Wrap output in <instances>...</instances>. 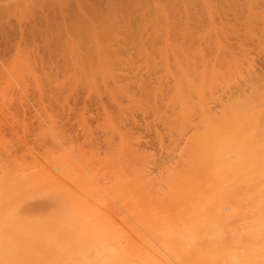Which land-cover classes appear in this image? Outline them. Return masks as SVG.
<instances>
[{
  "label": "bare ground",
  "instance_id": "obj_1",
  "mask_svg": "<svg viewBox=\"0 0 264 264\" xmlns=\"http://www.w3.org/2000/svg\"><path fill=\"white\" fill-rule=\"evenodd\" d=\"M217 1L76 2L69 17L91 18L83 23L88 43L74 51L67 42L62 60L78 65L86 96H100V105L107 96L103 143L88 133V113L79 120L87 145L46 111L36 130L16 112L3 113L11 120L0 114V264H264V74L255 59L264 58V6L239 0L250 16L237 30ZM118 10L140 24L135 57L106 24ZM20 65L27 71L12 78L32 77ZM137 118L150 124L139 128ZM144 130L154 133L160 158L140 147Z\"/></svg>",
  "mask_w": 264,
  "mask_h": 264
},
{
  "label": "rangeland",
  "instance_id": "obj_2",
  "mask_svg": "<svg viewBox=\"0 0 264 264\" xmlns=\"http://www.w3.org/2000/svg\"><path fill=\"white\" fill-rule=\"evenodd\" d=\"M70 1V2H69ZM78 0H24V4L22 3V1L21 0H6V1H0V111L2 112H0V114H2L3 115V113H5V111H6V113H7V111H8V113L6 114V115H9V112L11 113V114H14L15 112H16V116H18V114L21 116H24V117H22V121L24 120V121H27L26 123H27V125H29L30 126V128L32 129V130H36V128H37V126L39 127L40 125H42V124H44V119L42 120V121H40L41 122V124L39 123L38 124V121L40 120V118L42 119V117L44 116L43 114L45 113V111L47 112V113H45V114H51V116H49V117H52L53 118V116L52 115H57L54 119H56V118H58L59 117V119H61L62 121H63V123H61L62 125H64L63 127L66 129V131L67 130H69V131H67V132H69L68 134H70L71 133V137H73L74 139H76V141L78 140V142H79V144H81V145H87L86 143H88V142H86V140H89L88 139V137H87V139H86V137H84V136H86L85 135V133H86V131H83V130H85V129H82L83 127L82 126H79V125H81L82 123L81 122H79V120H81V119H83V120H85V118H86V120H88V122H85V124H87V126H89L88 127V133H89V131L90 132H92L93 134H96L95 136L97 137V138H99V135H100V139H98V141L100 140V142H102L103 141V138L101 139V134H100V130H102L101 128V126L103 125V121H104V117H103V114H102V110H101V107L102 106H104L105 108H109V103H108V100H107V96L105 95V94H103V96L106 98V102H104V99L105 98H103V96H102V98H103V101H102V103L103 104H101L100 105V103L101 102H99V104H98V101L99 100H97V102H96V100H94L93 98H96L94 95L95 94H92L91 95V97L89 96V93H90V91H89V93H88V97L86 96V94H87V92H86V90H87V88L89 87H86V85L88 84L89 85V83H86V85H85V83H84V85L85 86H83V84H82V81H85V77H83L84 79H82V81L81 82H78L79 80H78V73L79 72H74V69L75 70H77V71H80V70H78V65L77 64H73V63H69V62H67V61H65L66 62V64L68 63V64H70L69 65V67H68V64L67 65H65V63H64V61L63 60H65V56H64V49H65V46H66V43L67 42H69V41H71L72 43V46H71V48H73L74 47V51H78V50H83L84 49V47L86 46V43H88L87 41V35H85V33H83V32H85L86 30H88V29H86V27L85 26H83L84 24H88V23H91V18L90 19H86V21L88 22V20H89V22L88 23H86V22H84V20H80V21H76V20H74L72 17H69L70 15L69 14H72V13H74L77 9V6L79 5L78 3L80 2V0H79V2L78 3H76ZM81 1H84V0H81ZM89 1V0H88ZM105 1H107V0H105ZM115 2H117L118 3V1L119 0H114ZM261 0H259V2H258V0H256L255 2H254V4L255 5H260V7H262V6H264V1H261ZM87 2V1H86ZM220 2H221V4H220ZM231 3V5H228V4H224V3H222V1L220 0H218L217 1V6H218V9L221 11V13L223 12V10H224V12L221 14L222 15V18L224 19V21H225V19L228 21V22H226V23H228V24H230V25H232V26H235V27H237L236 29L237 30H239V28H240V21L242 20V19H246L247 17H249L250 16V12L248 11V9L245 7V5L244 6H242L243 4V1H235V2H232V1H230ZM238 2H240V4H234V3H238ZM258 2V3H257ZM15 3H17V4H15ZM26 3V4H25ZM30 3V4H29ZM55 3V4H54ZM72 3V4H71ZM76 3V4H75ZM83 4H84V2H82ZM63 4V5H62ZM224 4V5H223ZM59 5V6H58ZM240 5V6H239ZM62 6V7H61ZM66 8H65V7ZM74 6V7H73ZM222 6V7H221ZM61 7V8H60ZM130 7V6H129ZM243 7V8H242ZM245 7V8H244ZM126 9V7H123V9ZM43 9V10H42ZM59 9H61V10H59ZM64 9V10H63ZM75 9V10H74ZM242 9L244 10H246V11H242ZM127 10V9H126ZM259 10H262V11H259ZM258 11L259 12H263L264 11V8L263 9H259ZM5 11H8V12H5ZM13 11V12H12ZM28 11V12H27ZM31 11V12H30ZM48 11V12H47ZM63 11V12H62ZM82 11V10H81ZM228 11V12H227ZM257 11V12H258ZM60 14H59V13ZM71 12V13H70ZM105 12V11H104ZM118 12H119V10H118ZM117 12V13H118ZM243 12H245V14L243 13ZM25 13H27V14H25ZM88 13V12H87ZM97 12H95V14H96ZM122 13V15L123 16H121V14H120V12L118 13L119 15H120V17H118L119 19H120V22H118L119 21V19L117 18V15H116V19L114 18V17H112V19L114 20V21H112V19L111 20H109L108 19V21H110V22H105L107 25H111L110 26V29H113V31L112 30H110L111 31V33H113L114 35L115 34H117V38H119V40H120V46H122V48H125V50H126V47H127V49L128 50H131L132 51V53H131V55L132 56H134L135 57V54L137 53V50H136V43H135V41H136V39L134 38L135 37V35H136V30H135V28L137 29V31L139 30V28H137V26L138 25H140L139 23H137L136 21H135V18H133L132 16H130L129 14H127L128 16H127V18H126V15H124L123 14V12H121ZM264 13V12H263ZM12 14V15H11ZM21 14V15H20ZM25 14V15H24ZM67 14V15H66ZM98 14H99V12H98ZM101 14V13H100ZM224 14V15H223ZM228 14V15H227ZM232 16V18H231V16ZM11 15V16H10ZM16 15V16H15ZM64 15V16H63ZM102 15V14H101ZM118 15V16H119ZM225 15H226V17H225ZM10 16V17H9ZM18 16V17H17ZM20 16V17H19ZM24 16V17H23ZM125 16V17H124ZM26 17V18H25ZM28 17V18H27ZM63 17V18H62ZM102 17H104V15H102L101 17L99 16V19H98V17H97V20H102ZM124 18V19H123ZM126 18V19H125ZM130 19V21H129V19ZM133 18V19H132ZM3 19V20H2ZM22 19V20H21ZM25 19V20H24ZM65 19V20H64ZM118 19V20H117ZM237 19V20H236ZM93 20H94V22H95V20H96V17H94L93 18ZM96 20V21H97ZM116 20H117V22L118 23H116V25H114V26H112L113 24H115L114 22H116ZM123 20H125V21H123ZM231 20H232V22H231ZM27 21V22H26ZM68 21V22H67ZM113 23H112V22ZM128 21H129V25L127 24L128 23ZM21 22V23H20ZM65 22V23H64ZM71 22L73 23V24H71ZM76 22V24H74ZM31 23V24H30ZM59 23V24H58ZM61 23H62V25H61ZM67 23V24H66ZM69 23V24H68ZM84 23V24H83ZM93 23V22H92ZM111 23V24H110ZM134 23V24H133ZM239 23V24H238ZM81 24L82 26H79V25ZM125 24V25H124ZM133 24V25H132ZM228 24H226V26H228ZM24 25V26H23ZM56 25V26H55ZM69 25H71V26H69ZM74 25V26H73ZM238 25H239V27H238ZM59 26V27H58ZM67 26V27H66ZM76 26V27H75ZM79 26V27H78ZM117 26V27H116ZM231 26V27H232ZM61 27V28H60ZM84 27V29L82 30V28ZM115 27H116V29H115ZM122 27V28H121ZM123 27H124V29H123ZM125 27H126V29H125ZM129 27H130V30H127V28L129 29ZM23 28V29H22ZM57 28V29H56ZM60 28V29H59ZM64 28V29H63ZM71 28V32H69V30H67V29H70ZM80 28V29H79ZM131 28H133V29H131ZM66 29V30H65ZM73 29H75V30H77V29H79V31L77 30V33H74V32H76L75 30H73ZM38 30V31H37ZM60 30V31H59ZM65 30V31H64ZM80 30H82V31H80ZM116 30V31H115ZM135 30V31H134ZM52 31V32H51ZM69 32V33H67V32ZM128 33V34H126V32ZM134 31V32H133ZM56 32V33H55ZM64 32V33H63ZM79 32L82 34H80L79 36H77L78 34H79ZM125 32V33H124ZM130 32H132V34H134V35H132ZM73 33V34H72ZM124 33V34H123ZM239 33H241V30H240V32ZM65 34H69V36L68 35H65ZM86 36H84V35ZM138 34V33H137ZM100 35V34H99ZM242 35V34H241ZM240 34H239V36H241ZM101 37V39H102V35H100ZM127 36V37H126ZM131 36V37H130ZM134 36V37H133ZM65 37V38H64ZM67 37V38H66ZM80 37H81V39H80ZM83 37V38H82ZM128 37H129V41H130V39L132 40L133 38H134V44H133V40L130 42V44H127V42H128ZM62 40H60V39ZM70 38H72L71 40H69ZM104 38V37H103ZM124 38V39H123ZM126 38V39H125ZM31 39V40H30ZM56 39V40H55ZM73 39H75V40H73ZM64 40H66L65 42H63ZM81 41V42H79V41ZM87 40V41H86ZM124 40L126 41L125 43H126V45H125V43H124ZM14 42V43H13ZM62 44H61V43ZM79 42V43H78ZM84 42V43H83ZM78 43V44H77ZM82 43V44H81ZM129 43V42H128ZM68 44H70V43H68ZM67 44V45H68ZM83 44H85L84 45V47L82 46ZM28 45V46H27ZM130 46V47H129ZM132 46H133V48H135V50L132 48ZM80 47V48H79ZM61 48V49H60ZM77 48V49H76ZM82 48V49H81ZM131 48V49H130ZM21 49V50H20ZM120 51L121 52V54H120V52H119V55H121L119 58H120V61H125L126 60V58L128 57L127 55H126V51ZM127 50V51H128ZM131 51H129V52H131ZM136 52V53H135ZM76 53V52H75ZM75 54H73V56H74ZM257 55V54H256ZM72 56V57H73ZM125 57V58H124ZM256 58V65H257V70L260 72V73H262V75L264 74L263 72H264V58H262L263 57V55L261 56H255ZM20 58V59H19ZM64 58V59H63ZM63 59V60H62ZM76 59V56L74 57V58H72V60L71 61H73V60H75ZM128 59V58H127ZM42 60H43V62H42ZM261 60V61H260ZM13 61V62H12ZM24 61V62H23ZM26 61H27V63H26ZM36 62V65H35V62ZM55 61V62H54ZM11 62H12V64H11ZM17 62V63H16ZM21 62V63H20ZM259 62V63H258ZM24 64L25 63V66H26V64H27V66L26 67H29L28 68V71L30 70V71H32V73L35 75V76H33V74L32 73H30V74H32V75H30V76H32L33 78L34 77H37V79H38V81L34 78V80H33V78L32 77H30L29 78V76H27L28 74H26V73H23V74H21L22 72H26L27 70H24V69H22V71H21V69H20V67H21V65L19 66V64ZM44 63V64H43ZM57 63V64H56ZM11 64V65H10ZM49 64V65H48ZM16 65V66H15ZM17 65H18V68H17ZM42 65V66H41ZM260 65V66H259ZM14 66V67H13ZM36 66V67H35ZM50 66V67H49ZM52 66V67H51ZM65 66H66V68H65ZM262 66V67H261ZM11 67H12V69H11ZM23 67H24V65H23ZM26 67H24V68H26ZM37 67H38V69H37ZM71 67H73V69L71 68ZM52 68V69H51ZM55 68V69H54ZM68 68V70H65V69H67ZM70 68V69H69ZM19 69V70H18ZM33 69V70H32ZM263 69V70H262ZM69 70H70V75H73L74 73H76L75 75H73V78H72V80H70L71 79V77L72 76H70L69 75ZM15 71V73L17 72V73H19V72H21L20 74H18L19 75V77H18V79H21V78H23V79H21V80H24L25 81V84L26 85H24V86H22V88L21 87H19V84H20V86L22 85V83H23V81L21 82V80H16L17 79V73L16 74H14V76H16L15 78L16 79H14V78H12V77H14L12 74H13V72ZM29 71V72H30ZM53 71V72H52ZM72 71V72H71ZM263 71V72H262ZM49 72V73H48ZM51 72V73H50ZM74 72V73H73ZM47 73L49 74L48 76H50L51 78L50 79H48L47 78V76L44 78L42 75L43 74H46L47 75ZM123 73V75L125 76V77H123V78H126V75L128 76V77H134V76H132L131 74H129L128 72H125V74H124V72H120V74H122ZM56 74H58V75H56ZM80 74H81V72H80ZM142 74V73H141ZM144 74V73H143ZM2 75H3V78H2ZM5 75V76H4ZM22 75H24V76H22ZM130 75V76H129ZM144 75H146V74H144ZM22 76V77H21ZM65 76H67V77H65ZM68 76H69V78H68ZM81 76H82V74H81ZM83 76H86V75H83ZM141 76H143V75H141ZM21 77V78H20ZM27 77V78H26ZM41 77H43V78H41ZM77 77V78H76ZM143 77H145V76H143ZM9 78V80H7ZM25 78V79H24ZM59 78V79H58ZM82 78V77H81ZM43 79H47L48 80V82L50 83V85H52L51 84V82H52V80H53V82L55 81V82H58V83H56L57 85L59 84H61L62 83V81L64 80V79H67V83H66V80L64 81V84H65V86H63L62 87V85H63V83L61 84V86H57V87H55V88H53L54 86V83H53V85L51 86V88H49L48 89V86L50 87V85H48V86H46L47 84H49V83H44V81H43ZM75 79H77V80H75ZM80 79V78H79ZM87 79V78H86ZM59 80V81H58ZM62 80V81H61ZM73 80H75V81H73ZM81 80V79H80ZM4 81H5V83H4ZM35 81H36V85H37V82H39L40 81V83L38 84V87H40V88H37L36 87V85H34L35 84ZM11 82V83H10ZM13 82V83H12ZM18 82H20V83H18ZM27 82V83H26ZM33 82V83H32ZM47 82V81H46ZM60 82V83H59ZM70 82V83H69ZM75 82H77V83H75ZM88 82V81H87ZM4 83V84H3ZM14 83H16L15 85H16V87H15V85H13L14 86V89H13V87H12V84H14ZM18 83V84H17ZM45 85H44V84ZM124 84H126V83H124ZM7 85H9V86H7ZM33 85V86H32ZM40 85V86H39ZM71 85V86H70ZM75 85V87H76V85H78V86H83L82 88H83V92H82V88H79V87H76L77 88V90H76V88L74 87V89H73V86ZM28 86V87H27ZM42 86V87H41ZM7 87V90L5 89ZM2 88H4L5 89V92L4 91H2V90H4V89H2ZM10 88H12L13 89V91H12V89H10ZM15 88H16V90L18 91H15ZM34 88V89H33ZM57 88V89H56ZM71 90H70V89ZM84 88H86V89H84ZM21 91H20V90ZM25 89V90H24ZM52 89H54V90H52ZM59 89H62L61 91L59 90ZM23 90V91H22ZM52 90V91H51ZM64 90V91H63ZM81 90V91H80ZM7 91H8V93H7ZM39 91V92H38ZM66 91V92H65ZM72 91V92H71ZM2 92H4V94L2 93ZM13 92V93H12ZM47 92V93H46ZM60 92V93H59ZM62 92V93H61ZM84 92H86L85 94H84ZM2 93V94H1ZM10 93H11V95H10ZM19 93V94H18ZM40 93V94H39ZM76 93H78L77 95H76ZM82 93L85 95H82ZM93 93H94V91H93ZM7 94V95H6ZM9 94V95H8ZM59 94V95H58ZM4 95V96H3ZM6 95V96H5ZM13 95V96H12ZM15 95H16V97H15ZM50 95V96H49ZM67 95V99L65 98V96ZM64 96V97H63ZM6 97V98H5ZM86 97V98H85ZM78 98V99H77ZM82 98V99H81ZM100 99V96H97V98L96 99ZM74 99V100H73ZM84 99V100H83ZM87 99V100H86ZM4 100V101H3ZM81 100V101H80ZM12 101L14 102V103H12ZM76 101V102H75ZM83 101V102H82ZM86 101V102H85ZM2 102V103H1ZM8 102V103H7ZM24 104H23V103ZM66 102H68V103H66ZM69 103H70V105H69ZM77 103V104H76ZM95 103V104H94ZM5 104H7V105H5ZM16 104V105H15ZM96 104H97V106H96ZM5 105V106H4ZM20 105L22 106V107H24V108H22V107H20ZM27 105V106H26ZM59 105H60V107H59ZM63 105H64V107H63ZM93 105V106H92ZM100 107H99V106ZM4 106V107H3ZM9 106H10V108H9ZM16 108H15V107ZM67 106V107H66ZM69 106V107H68ZM95 106V107H94ZM3 107V108H2ZM12 107V108H11ZM18 107V108H17ZM40 107V108H39ZM63 107V108H62ZM97 107H98V109H97ZM111 107V106H110ZM100 108V109H99ZM6 109V110H5ZM8 109V110H7ZM19 109H20V111H19ZM44 109V110H43ZM49 111H48V110ZM57 109V110H56ZM63 109V110H62ZM71 109V110H70ZM110 110H111V108H109ZM25 112V113H23L22 114V112L23 111ZM39 110V111H38ZM62 110V111H61ZM81 111V113H79L80 111ZM99 110H101V111H99ZM4 111V112H3ZM38 111V112H37ZM69 111H70V113H69ZM82 111H85V113H83ZM87 111V112H86ZM112 111V110H111ZM49 112V113H48ZM61 112V113H60ZM68 112V113H67ZM75 112V113H74ZM53 113V114H52ZM83 113V116L81 115ZM87 113H88V115H87ZM40 114V115H39ZM41 114H42V116H41ZM68 114V115H67ZM72 114H73V116H72ZM77 114V115H76ZM2 115H0V121H1V119L3 118V116H5V119H13V118H6L7 116L4 114L3 116ZM28 115H31V116H28ZM71 115V116H70ZM89 117H87V116ZM90 115V116H89ZM9 116H12V115H9ZM8 116V117H9ZM15 116V117H16ZM19 116V117H20ZM33 116V117H32ZM34 116H36L35 117V119H33L34 118ZM46 116V115H45ZM64 116V117H63ZM67 116V117H66ZM77 116V117H76ZM86 116V117H85ZM15 117H14V119H15ZM40 117V118H39ZM48 117V116H47ZM70 119H69V118ZM85 117V118H84ZM26 118V119H25ZM38 118H39V120H38ZM43 118H46V117H43ZM75 118V119H74ZM94 119L93 120V122H92V120L91 119ZM4 119V118H3ZM17 119H20V118H17ZM47 119V118H46ZM98 119V121L100 122H98V123H96V120ZM34 120V121H33ZM64 120L66 121L65 122V124H64ZM75 120V121H74ZM83 120H81V121H83ZM91 120V121H90ZM138 122L137 123H140L142 120H140V118L138 119H136ZM150 120V122H151V119H149ZM20 121V120H19ZM61 121V122H62ZM95 121V122H94ZM32 122V123H31ZM35 122H36V124H35ZM71 122V123H70ZM59 123H60V121H59ZM70 123V124H69ZM96 123V124H95ZM145 123H147L146 124V126L148 125V124H150L149 123V121H147V122H144V121H142L141 122V124H138L137 126L140 128L143 124H145ZM74 124V125H73ZM35 125V126H34ZM92 125V126H91ZM99 126V127H97V126ZM101 125V126H100ZM141 125V126H140ZM6 126V125H5ZM68 126V127H67ZM80 128H79V127ZM145 126V127H146ZM3 127H4V125H3ZM2 127V128H3ZM33 127H34V129H33ZM77 127V128H76ZM82 127V128H81ZM96 127L98 128V130L96 129ZM142 127H144V126H142ZM93 128V129H92ZM96 130H95V129ZM100 128V129H99ZM6 129L7 130H9L8 129V127H6ZM76 129V130H75ZM81 129V130H80ZM144 129V128H143ZM75 132H74V131ZM79 130V131H78ZM2 131H3V129H2ZM4 131H5V133H9V132H6V130L4 129ZM3 131V132H4ZM83 131V132H82ZM143 131V130H142ZM85 132V133H84ZM95 132V133H94ZM148 132V133H147ZM154 132V131H153ZM5 133H3V134H5ZM80 133H82V134H80ZM147 133V134H146ZM150 132H149V130L148 131H146L145 132V130H144V133H143V135H142V137L144 136V138H141V140H140V147H144L145 149H146V152H148V150H149V153L151 152V153H155L154 154V156L157 154V153H159V152H155V151H157L158 150V148H156V142L157 141H155L154 139H153V134H152V131H151V133L149 134ZM87 134V133H86ZM142 134V133H141ZM149 134V135H148ZM80 135H82V136H80ZM153 136V137H152ZM146 137V138H145ZM83 140H85V141H83ZM102 140V141H101ZM141 141H142V143H141ZM85 142V143H84ZM103 143V142H102ZM141 144H142V146H141ZM149 144V145H148ZM155 144V145H154ZM147 147V148H146ZM154 147V148H153ZM149 148V149H148ZM150 149H151V151H150ZM144 150V149H143ZM145 151V150H144ZM153 154H151V155H153ZM159 156H160V154H158ZM158 155H156L157 157H156V159H158V158H160Z\"/></svg>",
  "mask_w": 264,
  "mask_h": 264
}]
</instances>
